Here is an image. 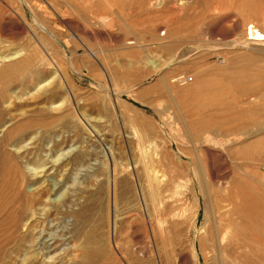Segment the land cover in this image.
<instances>
[{"label": "rangeland", "instance_id": "1", "mask_svg": "<svg viewBox=\"0 0 264 264\" xmlns=\"http://www.w3.org/2000/svg\"><path fill=\"white\" fill-rule=\"evenodd\" d=\"M248 21L264 27V0H0V138L69 104L81 129H33L6 145L36 198L22 228L37 224L34 242L0 263L26 264V253L71 264L62 211L88 198L106 218L96 259L80 264H212L215 204L229 194L236 263L264 264V44L246 42ZM194 127H210V140Z\"/></svg>", "mask_w": 264, "mask_h": 264}, {"label": "bare ground", "instance_id": "2", "mask_svg": "<svg viewBox=\"0 0 264 264\" xmlns=\"http://www.w3.org/2000/svg\"><path fill=\"white\" fill-rule=\"evenodd\" d=\"M251 1L253 2V0H247V2H250V3ZM246 24L247 25L245 28L246 29L245 33L247 32V27H249L251 30H255L257 37L260 38L262 40L261 43L264 44V27H259L258 25H255L251 21H248ZM20 52L22 54V51ZM6 57H3L1 60L7 61L9 59H13L14 57L16 58V56H12L8 58ZM8 65H14V64L9 63ZM61 89L63 90V88ZM55 93L56 91H51L48 94H46L45 92L43 99L48 100L52 96H54ZM73 110L74 109L72 105L69 104L64 110V113L66 114H63L62 117L60 118H54V119L52 118L51 120H47V119H37V117L36 118L32 117L26 120H20V121L18 120L17 122H12L10 125H8L5 128L4 134L0 138V262H3V260L6 259L5 257L10 258L9 260H11L13 257H11L10 255L13 252L20 254L21 251H25L26 242H29V243L34 242L32 231L34 229L33 227H35L37 224V221H36V223L31 225L32 229L22 228L24 225L23 223L24 219H26L27 216L29 215L30 217H33L35 214L34 205L36 202V198H35L34 193L32 192L29 193L25 188L28 179L21 165V162H19L18 160L19 156L17 155L16 157V154H14L13 152L9 151L6 148V145H14V144L16 145L17 142H19L21 138H23V136H25L28 132H31L33 129H40V130L49 132L50 129L56 126H60L61 128L74 127L73 129L74 136L75 135L78 136L81 132V129L75 126L70 120V118H66V115L71 113V111L73 112ZM36 113H39V111H34L33 114H36ZM194 128L195 130L200 131V133H195L196 134L195 136L200 137L204 135L203 138L205 141L210 140V134L213 133L212 130H210V127L207 128L206 130L198 128V127H194ZM231 140L236 142L239 140V138L237 136H234ZM59 144H61V142H54L52 146L58 147ZM80 155L81 154L79 153L78 156L80 157ZM31 162L35 166L36 165L43 166L45 164V163H41L39 159L27 161V163L29 164H31ZM105 169L106 168L98 170L97 171L98 175L99 174L106 175ZM145 173L147 176L148 186L150 188L149 190H150L151 202L153 201L152 204L154 205L156 202V198H154V190H152V184H154L153 183L154 178L150 174V172L147 170V168L145 169ZM197 183L201 190L206 189V179L204 177L198 176ZM101 184H103L102 181H101ZM102 187H100V189ZM36 193L40 197L42 196V194L46 195L47 193H49V189L43 188V189L37 190ZM88 201L89 199L85 198L82 201V204H79V208L76 210L70 209L69 211L67 210L62 211V214H68L72 218V221L70 223V228L68 230V233L70 234L69 238L73 241V248H72L73 255L69 258V260L71 261V264H80L81 261L86 262L90 258H92L93 260V258L97 257L96 254H93V252L96 251L95 249L98 244V241L96 242L95 240V236H96L95 229L96 228L102 229L104 227V224H105L104 219L106 218V211H105L103 204L101 203L100 205L97 206L98 211H99L97 213H99V215L97 217H93V214L91 215L90 212L92 211V208L96 204H94V202L92 201L90 202ZM44 209L42 208L41 211H43L44 212L43 215L47 217L49 214V211H45ZM235 210H236L235 204L234 202L230 200L229 194L222 196V198L215 204V218H214L212 229L210 230L208 234V241L210 242V245L213 251L212 258H211L212 264H237L235 251L237 249L238 237L235 231V225H236L235 217H234ZM28 211L32 213L28 214ZM99 233H100L98 235L99 238L104 235L102 232H99ZM107 240L110 241L109 238ZM114 243L112 245H115ZM90 253L92 255H90ZM93 255H95V257H93ZM24 262L26 264L33 263L32 259H30V256H28V254L26 253L24 254L21 260V263H24Z\"/></svg>", "mask_w": 264, "mask_h": 264}, {"label": "built area", "instance_id": "3", "mask_svg": "<svg viewBox=\"0 0 264 264\" xmlns=\"http://www.w3.org/2000/svg\"><path fill=\"white\" fill-rule=\"evenodd\" d=\"M245 40H246V42H249V43H252V42H257V43L262 42V40L257 37L256 31L255 30H251L249 27H247V32H246Z\"/></svg>", "mask_w": 264, "mask_h": 264}]
</instances>
